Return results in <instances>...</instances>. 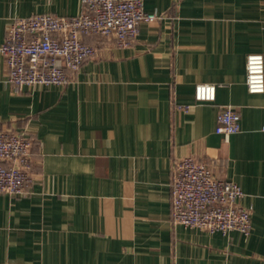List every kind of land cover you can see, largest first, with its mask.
Listing matches in <instances>:
<instances>
[{"label":"crops","instance_id":"1","mask_svg":"<svg viewBox=\"0 0 264 264\" xmlns=\"http://www.w3.org/2000/svg\"><path fill=\"white\" fill-rule=\"evenodd\" d=\"M143 1L162 17L129 47L84 36L96 53L67 85L16 88L0 52V128L33 137L34 179L26 196L0 193V264H264V92L246 85L264 0ZM82 10L0 0V45L13 18ZM199 83L216 85L214 102L195 100ZM226 105L241 114L228 138L216 132ZM187 156L242 187L249 234L173 221V164Z\"/></svg>","mask_w":264,"mask_h":264},{"label":"built area","instance_id":"2","mask_svg":"<svg viewBox=\"0 0 264 264\" xmlns=\"http://www.w3.org/2000/svg\"><path fill=\"white\" fill-rule=\"evenodd\" d=\"M74 16L35 13L9 21L0 52L8 67V81L16 88L67 85L73 73L93 57L96 49L86 35L114 37L120 47L135 43L142 22L162 17L147 12L143 0H82ZM250 93L264 92V55L250 53L246 60ZM216 85L199 83L195 100L214 102ZM189 110V106H180ZM241 130V114L231 105L218 112L216 132L225 138ZM26 132L0 128V193L26 196L33 186L31 148ZM244 191L235 181L216 177L203 161L187 156L175 160L171 178L172 219L186 227L227 234H249L252 209L240 203Z\"/></svg>","mask_w":264,"mask_h":264}]
</instances>
